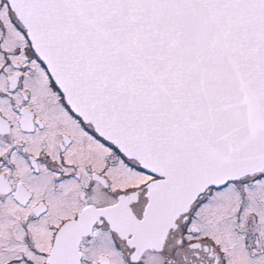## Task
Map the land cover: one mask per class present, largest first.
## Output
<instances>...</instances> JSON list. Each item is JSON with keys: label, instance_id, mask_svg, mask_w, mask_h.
Wrapping results in <instances>:
<instances>
[{"label": "snow or ice", "instance_id": "obj_1", "mask_svg": "<svg viewBox=\"0 0 264 264\" xmlns=\"http://www.w3.org/2000/svg\"><path fill=\"white\" fill-rule=\"evenodd\" d=\"M0 264H264V0H0Z\"/></svg>", "mask_w": 264, "mask_h": 264}]
</instances>
